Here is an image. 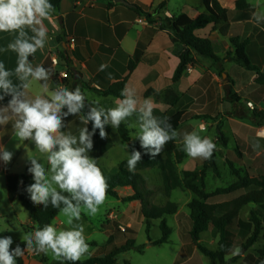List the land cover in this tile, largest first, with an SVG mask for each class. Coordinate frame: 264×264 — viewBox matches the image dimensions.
I'll return each instance as SVG.
<instances>
[{"label": "crops", "instance_id": "0c3cea01", "mask_svg": "<svg viewBox=\"0 0 264 264\" xmlns=\"http://www.w3.org/2000/svg\"><path fill=\"white\" fill-rule=\"evenodd\" d=\"M126 1L135 6H145L149 9V13L155 14L157 12L161 18H172L185 14L195 19L206 12L203 0ZM219 3L227 10L228 22L197 31V35L209 39L215 53L223 59L229 52H233L231 38H240L241 41L247 40L246 52L251 63L264 72V21L257 24L253 19V13H259L258 7L250 4L248 0L253 11L243 12L236 9V0H219ZM141 19H145V17L138 16L136 8H129L115 2V0H62L59 13L53 11L43 21L48 36L44 49H38L34 56L29 57L33 66L42 65L50 70V78L47 81L49 90L47 93L43 91L41 85L44 81L33 80L28 90V98L34 99L37 95L49 98L51 93L59 87H67L72 90L79 86L87 97L86 105L98 100L99 106L107 109L115 107L118 98L105 96L102 92L114 84L126 80L125 87L134 89L137 97L141 100L150 99L153 109H159L166 113L184 112L181 126L177 131L179 135L176 138V144L177 150L185 154V159H190V157L182 151L183 134L198 130L203 131V126L206 128L203 132L208 131L206 120L199 118V115L201 112L211 111V118L223 115L224 119H221L224 121L222 133L227 139L225 149L229 150L231 161L239 160L243 163L244 161L262 160L264 162V126L256 127L250 122L225 116L234 108L233 104L224 99V86L228 83V77L234 81L235 92L244 104L251 103L255 107L254 109L264 112V87L256 83L257 74L225 59L223 62L225 73L221 78L217 75L216 68L212 66L210 60L196 57L195 64L188 68L178 84V89L183 96V103L180 107L171 108L157 100L155 95L147 97V93L151 90L159 93L172 85V79L180 61L172 52V35L168 31L161 30L159 17L155 23H149L147 20L146 23H140L139 20ZM25 30L29 36L33 35L30 29ZM17 34L15 32H0V62L4 63L6 69L12 71L17 66L18 57L17 53L7 49V46L15 40ZM71 40H75V42L72 43ZM139 54L140 59L133 71L130 72V63L136 61ZM54 59H56L57 65L54 64ZM102 64L108 66L103 71L100 70ZM64 74L68 75L65 79L62 77ZM109 74H111V78ZM10 79L14 84L20 83L15 75L11 76ZM10 99V96H6L3 101H0V105H6ZM222 105H225L224 109L221 108ZM85 110L87 111V107ZM83 115L85 114L68 116L61 131L78 137L80 129L85 126L81 119ZM197 120L200 122L199 124L195 123ZM13 123L14 121H10L7 125H0V144H3L8 151L13 153L9 163L5 164L0 160V180L4 182H6V176L9 174L25 175L30 163L28 157L38 159L40 153L32 141H18L15 138ZM122 123L126 124L129 129L131 128L130 130L133 132L134 127H129V125L136 123V116L133 115ZM89 125L90 123L86 125L88 129ZM212 126L216 127L217 122H212ZM116 130L110 126L109 132H106L117 137ZM216 131L220 134L218 129ZM100 139L99 137L98 140ZM98 140L93 139V141ZM211 140L213 142L214 139ZM256 143L259 144V148L253 147ZM93 144L96 145L97 143L93 142ZM111 147L112 145L109 143L106 152L100 153L98 156H104ZM89 153H93L92 150ZM43 155L46 156V154ZM98 163L99 159H97ZM261 170L259 174L255 175V178L264 173V167ZM250 177L254 176L251 175ZM31 178L32 175L29 183ZM23 183L24 180L21 179L20 186ZM117 193L121 197H130L134 194L131 187L118 188ZM242 194L232 195L231 198L224 197L225 199H220L214 203L230 201ZM194 198L190 197L174 215L177 224L175 232L177 239L174 240L172 231L168 243L154 245V242L161 238L155 241L149 240L141 253L156 247L165 253L168 252V264H206L207 260L210 261L198 250L190 237L192 222L189 210L186 208L188 210L186 212L184 209ZM118 202L122 201L118 200ZM127 204L141 207V204L136 201L127 202ZM245 208L248 211L246 217H240ZM245 208L239 216V220L243 222H249L252 210L260 209L264 217V208L261 209L255 205H249ZM113 219L119 221L118 217ZM141 224L146 225V221L142 220ZM126 227L134 228V223L128 224ZM124 229L121 228V230ZM213 231L211 228L206 232L207 239L212 234L210 235L212 241L209 242L206 239L208 243L205 244L202 238L204 233L201 236L200 244L216 251L220 237ZM114 241L117 242V239ZM166 257L167 255L164 258ZM247 257L248 255L241 257L234 264H253L258 259L257 255H253L250 260H247Z\"/></svg>", "mask_w": 264, "mask_h": 264}, {"label": "clouds", "instance_id": "9594fccd", "mask_svg": "<svg viewBox=\"0 0 264 264\" xmlns=\"http://www.w3.org/2000/svg\"><path fill=\"white\" fill-rule=\"evenodd\" d=\"M54 11L50 0H0V32L18 33L7 49L17 53V66L14 71L6 69L0 62V101L10 96L6 105H0V125L14 121L12 127L18 141H32L42 154H46L49 168L34 157H28L34 183L26 187L33 204L47 207L49 203L60 209L68 218L70 225L67 230H57L52 224L37 228L32 233L22 236L26 248L19 244L13 249L11 236L0 238V264H16L17 257H23L25 251L39 253L51 252L55 258L66 261H80L89 251L84 227L74 223L81 219L82 210L95 215L104 203L108 188L107 179L97 164V159L88 155L93 149V136L99 130L101 139H107L106 126L118 128L122 122L133 115L138 131L134 138L139 139L140 146L151 157H155L163 147L175 140L179 133L173 128L168 117H157L153 114V104L150 99H139L134 89L125 87L121 91L122 99H118L115 107L104 108L95 100L86 105V95L79 86L69 90L59 87L49 98L37 95L28 98L31 81H44L41 85L45 93L49 90L47 81L50 70L42 65L33 66L29 57L36 51L43 50L47 42V28L43 21ZM257 24L264 21V14L253 13ZM25 29H30L29 36ZM108 66L102 64L103 71ZM15 75L20 81L14 84L10 79ZM111 78V74H109ZM85 125L79 131V136L61 131L65 119L70 115H78ZM66 109V111H64ZM92 123L89 131L88 123ZM259 148V144L253 145ZM183 151L190 158L209 159L216 145L211 138L201 137L196 131L186 132L182 138ZM13 153L0 144V160L9 163ZM141 152L133 149L127 161L129 171L141 161ZM59 189V190H58ZM67 193L68 195H63ZM61 205L63 207L61 208ZM240 253L236 248L233 255Z\"/></svg>", "mask_w": 264, "mask_h": 264}, {"label": "trees", "instance_id": "16d2710c", "mask_svg": "<svg viewBox=\"0 0 264 264\" xmlns=\"http://www.w3.org/2000/svg\"><path fill=\"white\" fill-rule=\"evenodd\" d=\"M61 2L62 0H50L55 13H59ZM203 5L206 12L195 19L190 18L185 14L173 16L172 18H161L157 12L155 14L149 13V9L145 6H136V13L138 16L145 17L149 23L157 22V17H159L161 30L168 31L172 35V52L175 53L180 61L173 76L172 85L159 93L153 90L147 93V97L155 95L157 100L171 108L180 107L183 103V96L178 89V84L188 68L195 64L196 57L210 60L212 66L216 68L217 75L221 78L225 73V68L223 66L224 60L227 59L232 61L249 71L255 72L257 74L256 83L259 86L264 87V72L251 63L246 52L248 44L247 40L241 41L240 38H231L230 42L233 52H229L223 59L215 53L213 45L209 39L197 35V31L206 29L209 26H218L228 22L227 10L221 6L219 0H203ZM236 9L243 12L253 11L248 4V0H236ZM139 59L140 54L137 55L136 61H131L129 66L130 72L133 71ZM125 85L126 80L118 82L102 93L105 96L122 99L121 91L125 89ZM224 91L225 101L230 102L234 106L233 110L227 113L228 116L230 115L232 118L241 121L250 120L249 122L255 126H264V112L254 109L250 116L247 114L248 117L245 113H242L243 107L246 106L235 92L234 81L229 77L228 83L224 86ZM86 112L87 111L84 110L81 113L85 114ZM153 114L157 117H168L169 122L176 131L180 128L184 117V112L181 111L166 113L159 109H153ZM89 123V131H91L92 123ZM110 126L111 125L106 126L105 130L107 132H109ZM116 129L122 142L127 144L131 149L140 151L142 159L137 163L134 171H129L128 160H126L120 164L116 173L113 174L105 173L101 166L98 165L107 179L108 188L106 191V198L111 197L125 203L133 201L139 202L142 207V213L146 221V229L148 233L152 226L151 222L154 220H160L162 237L160 240L154 242V245L166 244L169 242L172 234V229L168 226L166 217L177 214V205L175 203H168L166 206L161 207L152 204L149 199L152 195V190L147 187L146 179L141 172L150 168L162 167L166 160H173L177 151L176 139L169 141L163 147L160 154L151 157L143 151L140 142L132 140V131L126 124L121 123ZM99 137V130L97 129L93 139L98 140ZM218 139L224 146H227V139L222 132H220ZM213 157L214 153L205 161L203 168L200 171L185 173L183 187L187 191L192 192L195 196V198L187 205L190 220L192 222L190 237L198 250L214 264H233L241 258L239 255H233V251L236 249L234 237L238 230L247 227L253 228L251 235L242 244L241 250L248 251L261 239L264 240V217L262 216L260 209L252 210L249 222L239 220L241 211L249 205H255L261 209L264 208V173L256 178L250 177L247 174H244L241 169L236 168L233 162H229V168L233 176L236 177V181L229 186L219 187L215 191L209 193L207 192L206 186L207 171L212 169L217 176L220 174L218 165L214 162ZM181 161L182 160L178 163L181 164ZM29 167H31L30 163L27 167L26 174L23 176L13 174L7 175L6 188L9 201L13 203L18 200L22 206L29 211L30 220L37 230V228H42L46 224H52L61 211L60 209L53 207L50 203L47 207L32 203L30 194L25 190L26 187L30 185L29 179L31 173L28 172ZM21 179L24 180L22 186H20ZM125 187H131L134 194L130 197H121L117 193V189ZM241 191H244V193L233 200L218 203L210 202V200L214 198L234 195ZM62 194L68 195L67 193ZM62 207L63 205H61V208ZM211 228L220 237L218 249L216 251L210 250L200 244L202 234L208 232ZM113 233V238L115 240L117 239V244L119 245H116L113 251L103 257L93 256L86 261H77L75 264H116L117 256L121 253L134 249L142 252L143 247L136 246L135 228L129 227L124 230L119 228ZM120 238H125V241L119 243ZM18 244L22 249L26 248V244L23 241L17 243V245ZM92 245H95V243H92ZM16 246L11 248L14 249ZM64 262L65 264H73L72 261L64 260ZM16 264H24V258L17 257ZM126 264H129V262H126ZM253 264H264V243L263 248L258 252V259L253 262Z\"/></svg>", "mask_w": 264, "mask_h": 264}, {"label": "rangeland", "instance_id": "374dc122", "mask_svg": "<svg viewBox=\"0 0 264 264\" xmlns=\"http://www.w3.org/2000/svg\"><path fill=\"white\" fill-rule=\"evenodd\" d=\"M250 4L256 5L259 9L260 14H264V0H249ZM262 35V34H261ZM264 39V37H263ZM222 83V80L220 79ZM244 104V103H243ZM251 103L244 104L246 107H243L242 113L248 117L251 115L254 110V106ZM225 105H222L221 108L224 109ZM234 107V106H233ZM249 110V111H246ZM211 111L209 112H201L199 118H203L206 120V124L208 127V131H197V133L203 138L208 137L211 139H216L213 143L216 145L215 150L213 151L214 162L218 165L219 168V176H217L212 169H209L206 174V186L207 192H213L219 187H226L233 184L236 181V177L233 176L228 163L233 162L235 167L241 169L244 174L248 176L253 175L255 178L256 174L260 173V170L263 169L264 162L261 160L244 161L243 163L239 160H230L229 150L225 149L221 141H219V134L216 131L218 129L219 132H222V128L224 126V121L221 120L223 115H218L216 118H211ZM226 117L232 118L228 114ZM198 118V116H197ZM224 119V118H223ZM220 120V121H218ZM217 122L216 127H211L212 122ZM249 122L250 120H245ZM211 122V123H210ZM199 124L200 122L197 120L195 122ZM251 123V122H250ZM135 124V123H133ZM215 126V125H214ZM204 127V126H203ZM202 127V128H203ZM258 127V126H256ZM220 128V129H219ZM131 129V128H130ZM138 131L136 127H134L133 132L131 133V138L133 141H138L139 139L134 138L135 133ZM116 136L110 135L108 133L107 139H100L96 142L97 144H93V153H88L89 156L96 155L99 159V165L103 168V171L107 174L116 173L118 167L120 166L122 161L128 160L129 155L133 151L127 144L122 142L119 137V134L116 130ZM110 140V142H109ZM112 145L110 150L104 156H98L100 153H105L106 149L109 145ZM96 146V148H95ZM181 147V146H179ZM146 152L145 149H143ZM183 151V150H182ZM38 161L42 163L47 171L49 168L47 158L42 153L38 154ZM186 156L184 153L176 151V154L173 157V160H166L162 167H155L143 170L141 173L146 179L147 187L152 190V195L150 196V201L152 204H157L160 206H166L168 203H177V208L185 205L186 201L193 197L192 192L187 191L184 186V177L186 172L192 171H200L203 168V165L207 159L201 158H190L185 159ZM182 160L181 164L178 162ZM120 163V164H119ZM262 171V170H261ZM34 183L33 177L30 180V184ZM59 190V189H58ZM244 193V191L238 192L235 195H239ZM230 196L217 197L210 202H217L220 199L231 198ZM224 198V199H225ZM121 201V200H119ZM185 207V206H184ZM185 207V211L188 210ZM247 208H245L240 217L245 218L247 215ZM115 217H118L119 221H116ZM142 220H145L142 215L141 207H135L133 205H128L125 202H118V200L113 199L111 197H107L104 203L99 207L98 212L95 215L87 214L86 210H82L81 219L79 221H74V223L82 224L84 227V234L86 237V242L89 245V251L80 261H86L92 256L103 257L112 251L113 247L115 248L117 244L114 241V233L119 228H127L128 224L134 223V228L136 231L135 234V242L139 247H145L149 240H157L162 237V231L160 229V220L152 221V226L150 228V232H147L146 225L141 224ZM167 224L173 231L174 240L177 239L176 232V221L174 216L166 217ZM68 218L62 214H59L58 218L54 220L52 225L57 228V230H67L70 225L68 224ZM36 230L33 223L30 220V213L27 211L22 204L16 200L11 203L8 199V193L6 188V182L0 180V238L11 236L13 239V244L10 247H14L17 243L22 242V236L28 233H32ZM253 231L252 227H247L238 230L234 237V242L236 248L240 249V253L237 254L241 257L248 255L247 260L253 258V255L258 256V252L263 248L264 240L261 239L254 247L249 249L248 251L241 250L242 244L245 240L251 235ZM214 232V231H213ZM207 233L203 235V242L205 244L212 241L210 234L208 239L206 237ZM112 236V238H111ZM112 239V240H110ZM208 241H207V240ZM125 238H120L119 243L124 242ZM95 243V245H92ZM210 245V244H209ZM119 246V245H118ZM212 249V246H210ZM168 248V247H165ZM252 253V254H251ZM167 255L166 258H164ZM24 264H65L62 258H55L51 252L48 253H39L25 251ZM169 255L168 252L165 253L160 249L154 247L151 250L144 251L143 253L138 252L136 250H130L126 254L122 253L117 257L116 264H168ZM206 264H213L211 261H206ZM234 264V263H233Z\"/></svg>", "mask_w": 264, "mask_h": 264}, {"label": "water", "instance_id": "95a60500", "mask_svg": "<svg viewBox=\"0 0 264 264\" xmlns=\"http://www.w3.org/2000/svg\"><path fill=\"white\" fill-rule=\"evenodd\" d=\"M115 2L120 3V4H123L124 6H127V7H129V8H136L135 5L129 3V2L126 1V0H115Z\"/></svg>", "mask_w": 264, "mask_h": 264}, {"label": "built area", "instance_id": "2783aa9c", "mask_svg": "<svg viewBox=\"0 0 264 264\" xmlns=\"http://www.w3.org/2000/svg\"><path fill=\"white\" fill-rule=\"evenodd\" d=\"M139 22H140V23H146L147 21H146V19H141V20H139ZM71 41H72V43L75 42V40H71ZM54 64L57 65V61H56V59H54ZM62 77H63V79H65V78L68 77V75H67V74H64ZM249 105H251V104H249ZM202 130H206V128L203 127Z\"/></svg>", "mask_w": 264, "mask_h": 264}]
</instances>
